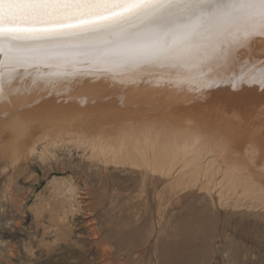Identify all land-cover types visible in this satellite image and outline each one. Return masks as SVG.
<instances>
[{"label": "bare ground", "instance_id": "1", "mask_svg": "<svg viewBox=\"0 0 264 264\" xmlns=\"http://www.w3.org/2000/svg\"><path fill=\"white\" fill-rule=\"evenodd\" d=\"M70 56L75 75L46 76L62 69L64 61L38 58L3 81L0 147L12 167L37 158L51 170L62 161L57 153L71 144L81 161L80 175L98 181L114 174L113 168L143 182L147 176L167 181L170 190L173 182L188 190L198 186L200 176L208 183L222 176L218 200L235 196L238 206L244 204L239 199L248 198L264 208V83L249 79L264 68V29L181 69L143 64L113 74L94 70L80 52ZM0 63L8 67L9 57L0 55ZM241 74L242 81L233 80ZM48 185L57 211L62 209L56 223L61 229L77 201L76 187L68 179ZM94 234L100 233L94 228Z\"/></svg>", "mask_w": 264, "mask_h": 264}, {"label": "rangeland", "instance_id": "2", "mask_svg": "<svg viewBox=\"0 0 264 264\" xmlns=\"http://www.w3.org/2000/svg\"><path fill=\"white\" fill-rule=\"evenodd\" d=\"M0 148V264H264V208L218 200L222 176H200L188 190L113 168L98 181L80 175L71 144L51 170L37 158L16 170ZM53 179L77 192L61 229L62 209L45 189Z\"/></svg>", "mask_w": 264, "mask_h": 264}, {"label": "snow or ice", "instance_id": "3", "mask_svg": "<svg viewBox=\"0 0 264 264\" xmlns=\"http://www.w3.org/2000/svg\"><path fill=\"white\" fill-rule=\"evenodd\" d=\"M261 29L264 0H0V55L9 57L8 67L0 63V93L17 67L38 58L63 59L62 69L45 73L55 78L77 74L72 52L113 74L143 64L181 69ZM249 79L264 83V68Z\"/></svg>", "mask_w": 264, "mask_h": 264}]
</instances>
